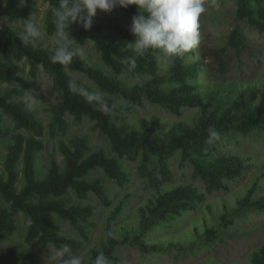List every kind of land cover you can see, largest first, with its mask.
<instances>
[{"label": "trees", "instance_id": "trees-1", "mask_svg": "<svg viewBox=\"0 0 264 264\" xmlns=\"http://www.w3.org/2000/svg\"><path fill=\"white\" fill-rule=\"evenodd\" d=\"M45 1L48 3L46 30L49 35H55V17L51 9L58 7L59 0ZM236 1V17L264 33V0ZM33 11L30 4L21 6L20 0H0V19H26ZM111 12L123 14L131 20L140 14L134 5L127 8L117 6ZM98 14L99 10L90 29L77 22L69 31L70 37L80 45L93 42L102 63L76 55L69 64L52 63L49 57L55 49L36 44L24 46L17 31L0 27V85L12 84L18 78L23 71L20 65L23 61L30 65L33 77H37L43 67L53 78L54 90L61 94L60 100L48 108L49 132L54 136L67 134L70 129L68 116H72L77 124L89 118L95 122L94 128L108 137L114 153L109 155L103 149L90 153L89 138L76 135L70 138V142L62 140L59 143L65 166L61 167L53 158L45 171L40 158L46 149L43 140L46 126L42 118L28 102L15 99L22 90H0V137L7 151L3 156L4 171H0V244L23 231L26 244L0 253V264L35 263L38 255L31 247L36 244L49 254L52 247L57 251L64 245L70 250L66 256L80 254L82 242L64 234L58 220L70 222L87 238L86 229L92 224L95 207L74 203L71 192L80 199L93 193L104 204L110 205L103 178H94V175L103 171L107 179L126 187L132 179L124 170V160L138 162L140 176L156 190L138 209L137 225L120 223L126 200L131 196L127 195L108 215L103 240L82 264H93L101 252L109 264H119L121 260L115 253L118 248L128 246H136L142 254L150 256L174 250L183 256L198 254L205 248L214 247L227 230L237 227L239 219L250 213H264V193L256 195L263 187L260 183L264 182V159L229 155L219 150L225 136L235 139L238 135L264 132V83L257 79L212 81L199 45L182 59L164 61L160 54L153 52L139 56L131 48L127 49L128 43L135 41L131 26L114 18H99ZM228 44L238 54L245 49L238 28L231 32ZM125 58L134 59L135 64L124 63ZM220 65L221 72L226 74L229 65L225 62ZM73 73L83 74L93 81L100 90L97 94L101 101L88 102L71 89L70 83L75 82L78 88L96 93ZM126 77L148 78L143 83H136ZM120 99L127 103H121ZM146 102L176 116H181L185 108H198L200 114L193 125L162 121L157 117L141 118L138 124L124 121L126 114L134 110V105L144 106ZM101 104H106L108 110H101ZM5 116L14 121L15 130H25L26 133L11 132ZM210 128L219 133L212 138L211 144L207 142ZM177 154L181 157V167L193 166V177L203 181L205 190L195 184H177L170 190L161 187L173 178L170 159ZM258 163L260 173L257 180L243 196L237 195L240 198L235 206L230 207L223 201L219 208L209 201L211 194L230 191L228 182L242 178ZM200 207L205 208L202 219L193 220L195 223L192 222L183 233L187 236L195 233L193 241L188 244L179 242L182 235L156 238L159 230L172 227V223ZM20 214L29 221L26 227L19 222ZM109 232L114 235L109 236ZM249 260L250 264H264V244L251 252ZM202 264L215 263L205 261Z\"/></svg>", "mask_w": 264, "mask_h": 264}, {"label": "rangeland", "instance_id": "rangeland-1", "mask_svg": "<svg viewBox=\"0 0 264 264\" xmlns=\"http://www.w3.org/2000/svg\"><path fill=\"white\" fill-rule=\"evenodd\" d=\"M26 4L34 7V11L26 19L17 21H10L7 18L0 19V27H10L20 34L23 30L25 21L33 18L37 22L41 35L37 38L35 44L45 48L55 49L57 47L56 35H49L46 30V12L48 3L45 0H25ZM206 12L200 19V54L206 57V66L209 69V75L212 81H229V80H259V83H264V33L260 32L255 27L251 26L246 20H240L236 17L238 4L236 0H204ZM99 18H114L118 21L125 22L132 25V20L120 13L115 12H101L98 14ZM238 28L243 35V42L246 47L240 54L231 47H229V38L231 32ZM71 38V37H70ZM72 39V38H71ZM69 44L76 50L77 55L86 57L96 63H102L100 53L94 46L93 42L84 45L78 44L74 39L69 41ZM197 55V52H195ZM162 60L167 59L159 55ZM221 62L229 65V71L224 74L220 70ZM23 71L19 73L18 78L12 83H3L0 85V90L10 88L22 90V94L15 96V99L24 100L28 102L30 107L37 110L39 116L42 118L46 133L43 140L46 142V149L40 156L44 162V170L46 166L50 165L51 160L56 158L61 167L65 166L64 157L59 152L60 141L70 142V138L76 135H86L89 138L90 153L103 149L109 155H114L110 140L99 130L94 128L95 122L89 118L83 120L82 123L77 124L72 116H68L70 122V129L67 134L59 133L56 136L49 132L50 113L48 108L56 104L61 97L60 92L54 90L53 78L44 71L41 67L37 77L30 74V65L23 61L20 63ZM106 69L111 72L107 67ZM76 79L81 80L84 84L90 86L94 92L100 93L97 85L88 79L83 74L73 73ZM148 78V77H147ZM147 78H133L126 77L125 79L143 83ZM121 103H127L125 99H120ZM200 114L198 108H185L181 116H176L161 107L146 102L144 106L134 105V110L126 114L124 121H131L139 123L141 118L157 117L162 121L172 122H186L191 125L194 124L195 118ZM5 123L9 126L11 132L26 133L25 130H15L14 121L5 116ZM3 138L0 137V171H4L3 156L7 152L3 144ZM221 152H227L229 155H244L253 157L255 160L262 161L264 159V132H256L252 135H238L235 139H230L225 136L219 147ZM180 154L170 159L172 166L173 178L166 181L161 187L164 189H172L177 184H195L202 190H205V184L199 179H194L192 165L186 167L180 166ZM264 161V160H263ZM124 170L130 173L132 182L126 187H120L113 181L106 178L105 173L100 171L94 175V178H103V183L107 189L110 205L104 204L100 198L91 193L88 198L80 199L74 192H71L70 197L72 201L83 206L92 205L95 207V214L92 217V224L87 226V238L82 235L70 222L58 220L63 227V233L74 237L82 242L83 246L80 254L76 255L84 259L88 258L90 251L100 245L105 235V227L107 217L110 212L116 208L122 200L126 199L127 195H131L126 200V207L122 224L130 223L137 225L138 209L147 203L149 195L153 193L156 188L150 187L145 179L140 176L138 171L139 163L131 160H124L122 162ZM259 163L254 166L252 170L247 172L242 178L228 182L231 186L230 191H221L209 195V201L214 205L222 207L223 201L228 206H235L237 204V195L243 196L250 187L257 180L260 169ZM20 184V183H19ZM260 190L256 195L264 193V182L260 183ZM237 196V197H236ZM224 204V203H223ZM215 206V207H216ZM205 208L200 207L197 211L189 212V214L172 223V227L166 230H159L156 233V238L163 236L175 237L180 236L179 242L188 244L196 237L195 233L191 236L183 235L186 229L192 224L193 220H201L205 213ZM210 217L214 220V216L210 213ZM211 221V218H209ZM19 222L26 227L29 224L28 219L24 215H19ZM212 222V221H211ZM195 223V222H193ZM203 224V220H202ZM195 226V224H194ZM204 227V226H203ZM24 234L16 233L12 240H6L0 244V253L10 249L11 247L26 246L24 242ZM187 238V239H185ZM264 244V213H250L248 216L238 220L237 227L227 230L223 238L215 244L212 248H205L198 254H189L183 256L177 250L170 251L159 255H144L138 247L128 246L118 248L116 256L120 258L119 264H202L205 261H214L215 264H234L243 263L250 264L249 256L251 252ZM31 249L38 255V259L32 264H60V257L56 256V249L52 247V253L43 252L39 245L36 244ZM70 251V250H68ZM51 256L53 257L51 259ZM22 264V263H18Z\"/></svg>", "mask_w": 264, "mask_h": 264}, {"label": "clouds", "instance_id": "clouds-1", "mask_svg": "<svg viewBox=\"0 0 264 264\" xmlns=\"http://www.w3.org/2000/svg\"><path fill=\"white\" fill-rule=\"evenodd\" d=\"M25 0H20L23 6ZM134 5L139 15L132 18L131 33L135 41L127 45L137 55L143 56L147 52L158 53L168 60L182 59L193 53L200 44V19L206 12L204 0H59L58 7L53 6L52 15L55 17V35L57 47L49 59L52 63L69 64L77 52L71 47L69 29L79 22L85 29H90L93 18L98 10L111 12L117 6L127 8ZM22 32L18 35L22 44L28 46L35 44L40 37V28L33 18L24 20ZM124 63L135 64V60L125 58ZM69 87L84 96L88 102L101 101L97 93H90L86 89L78 88L75 82ZM101 110L107 111V105L101 104ZM219 133L209 129L208 143ZM109 236L114 233L109 232ZM68 246L57 249L56 256L60 257V264H82L79 256H66ZM53 257L51 256V259ZM93 264H109L103 252L99 253Z\"/></svg>", "mask_w": 264, "mask_h": 264}]
</instances>
